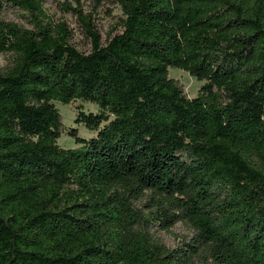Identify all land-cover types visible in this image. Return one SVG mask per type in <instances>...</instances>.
Listing matches in <instances>:
<instances>
[{
    "label": "trees",
    "instance_id": "16d2710c",
    "mask_svg": "<svg viewBox=\"0 0 264 264\" xmlns=\"http://www.w3.org/2000/svg\"><path fill=\"white\" fill-rule=\"evenodd\" d=\"M0 52V264H264V0H0Z\"/></svg>",
    "mask_w": 264,
    "mask_h": 264
},
{
    "label": "rangeland",
    "instance_id": "374dc122",
    "mask_svg": "<svg viewBox=\"0 0 264 264\" xmlns=\"http://www.w3.org/2000/svg\"><path fill=\"white\" fill-rule=\"evenodd\" d=\"M52 12H54V10H52ZM55 16L56 18H60L61 20L66 21L69 27L73 29V42L76 44L77 48L82 51L88 50L89 41L87 38H85L75 18L71 14L61 15V13L59 12H56ZM3 17L6 20L16 22L20 25H23L24 27H31L28 23L25 22V20L20 16V13L15 8L11 7L5 10ZM112 28V22L109 19H101L100 34L103 43L106 42L107 38L111 35V32L113 30ZM10 62V53L0 52V68H4L5 66L9 65ZM169 77L177 80L184 86V91L188 97L195 96L200 85L202 84V82L195 80L193 77L189 76L188 73L180 69L169 70ZM76 104L78 103L74 102L65 105L60 102H55L56 107L59 109V112L62 115L64 125L67 127H76L80 136L88 138L93 134V132H89L82 125L74 123ZM83 106L85 111H96V107L91 104L85 103ZM57 143L64 148L76 147L74 141L66 135H62L60 138H58ZM192 233V230L181 222H177L168 231H164L159 229L158 227H155V235L158 236L161 241L170 248L177 246L182 239L185 240L190 238Z\"/></svg>",
    "mask_w": 264,
    "mask_h": 264
}]
</instances>
